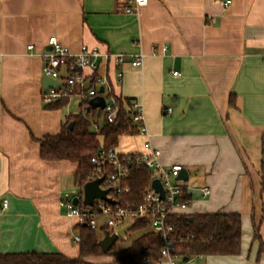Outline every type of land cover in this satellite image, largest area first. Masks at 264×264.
Wrapping results in <instances>:
<instances>
[{
  "label": "crops",
  "instance_id": "0c3cea01",
  "mask_svg": "<svg viewBox=\"0 0 264 264\" xmlns=\"http://www.w3.org/2000/svg\"><path fill=\"white\" fill-rule=\"evenodd\" d=\"M127 2L0 0V255L80 254L77 220L61 207L78 187L77 164L40 156L39 140L77 115L71 101L54 109L43 100L41 54L56 37L73 54L87 46L127 56L121 83L110 70L113 95L143 104L162 164L192 177L184 214L242 216L239 256H200L193 264H249L244 229L250 214H264V0H148L136 14L122 10ZM140 55L143 67L134 68ZM145 141L122 137L117 150L139 152ZM257 230L250 251L258 241L260 262L264 229Z\"/></svg>",
  "mask_w": 264,
  "mask_h": 264
},
{
  "label": "built area",
  "instance_id": "2783aa9c",
  "mask_svg": "<svg viewBox=\"0 0 264 264\" xmlns=\"http://www.w3.org/2000/svg\"><path fill=\"white\" fill-rule=\"evenodd\" d=\"M147 3L148 0H128L122 10L127 14H136ZM230 4L231 1L226 2L227 6ZM28 49L33 50V46H29ZM41 57L44 79L50 78L59 83L57 87L44 90L45 104L53 105L61 100L71 101L73 98H78L83 106H81V113L87 116L92 108L90 101L102 96L106 101V107L102 110L106 120L109 123L115 121L119 107L113 95L109 73L113 67L117 71L116 75L121 83L123 73L119 69L127 62V56L102 53L87 46H83L79 53L73 54L56 37H51L49 49L42 53ZM143 64V55L137 56L131 61L134 68H141ZM102 67H105L104 74L100 73ZM102 87L104 88L103 94L100 93ZM128 111L133 123L139 128V136L146 139L143 150L134 153H120L116 148H101L99 154L91 160L94 170L88 181L104 178L100 188L109 191L108 198L112 199L115 204L97 199L93 206H87L77 196L62 200L61 207L68 217L77 220L79 226L83 225L93 231H99L103 234V238L106 233H117L142 220L147 223L148 230L161 239L159 261L151 263L148 259H144L145 264H193V259L185 260V257L178 253L173 240L174 226L171 222L174 216L184 214L189 208V201L185 198L188 188L179 179L184 168L181 165L165 167L162 164V151L155 148L150 140L143 104L137 101L132 102ZM167 113H172V109H169ZM69 116L71 115H68L67 118ZM90 121L94 133L100 136L102 133L101 122L96 119ZM138 168L147 169L153 173L149 189L145 192L140 203L121 204L122 196L129 191L127 181L133 170ZM154 180H159L162 184L164 197L152 187ZM83 187L80 189L82 190ZM201 194L204 197L209 196L210 189L204 188ZM75 198H78V204H74ZM7 208L8 200H4L3 210ZM127 220L131 221V224L119 228ZM80 241V236H76L75 242L80 243Z\"/></svg>",
  "mask_w": 264,
  "mask_h": 264
},
{
  "label": "trees",
  "instance_id": "16d2710c",
  "mask_svg": "<svg viewBox=\"0 0 264 264\" xmlns=\"http://www.w3.org/2000/svg\"><path fill=\"white\" fill-rule=\"evenodd\" d=\"M116 98L119 112L113 123H109L104 112L90 108L89 114L84 116L81 112L69 116L60 133L48 135L39 140L40 156L45 161H71L77 164L74 175L76 186L82 188L90 179L94 167L92 158L99 154L101 148H118L122 137L139 136V128L132 121L128 111L132 101ZM70 101L61 100L53 104L54 109L66 107ZM89 103V102H88ZM85 103V105H88ZM82 106V105H81ZM83 107V106H82ZM101 122L102 133L96 135L90 120ZM73 123L72 130L68 126ZM264 151V137H263ZM264 179V164L262 168ZM153 173L147 169H134L128 179L129 191L125 193L121 204H138L142 201ZM185 198L190 195L186 190ZM191 219H193L191 221ZM174 226L173 240L180 255L185 258L228 256L236 257L242 252V216L240 214L203 213L181 214L171 220ZM147 223L137 221L133 232L146 231L132 244L121 251L116 248L117 243L106 255L114 257V264H145L144 259L156 263L161 257V239L149 231ZM81 241L80 254L77 258H69L62 253H5L0 255V264H93L90 258L102 257L99 242L100 237L96 231L86 226H79Z\"/></svg>",
  "mask_w": 264,
  "mask_h": 264
},
{
  "label": "rangeland",
  "instance_id": "374dc122",
  "mask_svg": "<svg viewBox=\"0 0 264 264\" xmlns=\"http://www.w3.org/2000/svg\"><path fill=\"white\" fill-rule=\"evenodd\" d=\"M79 99L78 98H73L71 100V104H70V108L72 110L73 114H79L80 111V107L78 105ZM182 180V179H181ZM182 182H184L187 185H190L192 182V177L188 178L187 180H182ZM83 189L81 190L78 187H73L71 189V191L69 192L68 197H66L65 195L63 196V200L67 199H71L73 197H77L79 196L82 201H83ZM198 198H194L193 200H197ZM66 213V212H65ZM249 226L247 228L244 229L245 231V237L247 239V237L249 238L248 240V247H246V252H245V256L243 257L245 262H248L249 264H261L264 263V253H262L260 255V262H258V257H259V245H258V241H255V243L252 246V251H250L251 249V244L253 242V238H251V236L254 235L255 233V229L259 230V233H262V229H264V214L262 213L261 210H258L255 215L250 214L249 215ZM131 224V221L127 220L124 225H120L119 228H122L124 226H127ZM256 227V228H255ZM261 228V229H260ZM257 230V231H258ZM100 239L103 238V234L101 232H97ZM146 231H137V232H128L123 238H121L116 245V248L118 251L124 250L126 248H128L133 241H135L137 238H139L140 236H142L143 234H145ZM89 262L93 263V264H114V257L111 255H104L102 257H97V258H90L88 259ZM194 264H204L203 260L200 259H195L194 260Z\"/></svg>",
  "mask_w": 264,
  "mask_h": 264
},
{
  "label": "water",
  "instance_id": "95a60500",
  "mask_svg": "<svg viewBox=\"0 0 264 264\" xmlns=\"http://www.w3.org/2000/svg\"><path fill=\"white\" fill-rule=\"evenodd\" d=\"M59 85L58 82H56L53 79L46 78L44 80V86L45 89L48 88H53L57 87ZM100 93H104V88L102 87L100 89ZM90 106L93 109H101L104 110L106 107V101L105 98L102 96L96 97L90 101ZM74 127V124L71 123L68 126L69 130H72ZM189 178L188 173L186 170H183V172L180 174L179 179L182 180H187ZM104 178L92 181V182H87L84 187H83V194H84V199L83 203L87 206H93L94 201L99 199V200H104L107 201L108 203L115 204V202L108 198V193L109 191L107 190H102L100 188V184L102 183ZM152 187L161 194L162 197H164V190L162 187V184L160 183L159 180H154L152 183ZM191 193L197 194L195 190H191ZM79 200L78 198L74 199V204H78ZM193 219H191L192 221ZM134 225L127 226L121 230H119L117 233L110 234L106 233L105 237L100 240L99 246L104 254H108L109 251L113 248V246L121 239L123 238L128 232H131L133 229ZM189 258H185V260H188Z\"/></svg>",
  "mask_w": 264,
  "mask_h": 264
}]
</instances>
